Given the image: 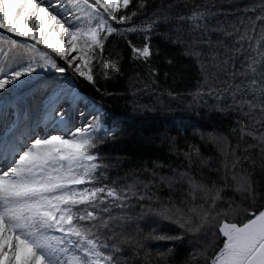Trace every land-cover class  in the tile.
Instances as JSON below:
<instances>
[{
	"label": "snow or ice",
	"instance_id": "1",
	"mask_svg": "<svg viewBox=\"0 0 264 264\" xmlns=\"http://www.w3.org/2000/svg\"><path fill=\"white\" fill-rule=\"evenodd\" d=\"M154 40L199 65L189 108L227 135L201 136L219 159L192 145L184 170L113 178V114L80 88L116 99L126 63L133 96L158 88ZM151 241L171 242L157 264H264V0H0V264H148Z\"/></svg>",
	"mask_w": 264,
	"mask_h": 264
},
{
	"label": "trees",
	"instance_id": "2",
	"mask_svg": "<svg viewBox=\"0 0 264 264\" xmlns=\"http://www.w3.org/2000/svg\"><path fill=\"white\" fill-rule=\"evenodd\" d=\"M154 43L160 49L158 57L153 61L154 66L158 69L156 74L158 88L145 87L141 84L140 91L133 96L136 90L129 85V78L135 71H139L142 78L146 76V73L142 68L136 69L129 63L125 64L126 75L109 85V92L114 93L116 99L106 96L101 101L99 94L90 87L81 85L80 88L82 95L77 100L78 103L89 105V111L91 110L89 101L103 103L105 109L113 114L112 125H106V127H115L117 140L110 142L102 150L106 156L110 157L105 163L115 166L119 159V169L114 167L110 171L113 178L117 172L123 176L125 170H138L142 163L150 161L171 162L180 165L181 170H184L187 161L183 155H177L176 149L183 153L192 145L200 147L204 156L219 159V150L210 142L202 140L201 136L213 131L227 135V126L230 123L228 118L221 120L214 117V114L206 113L207 110L203 107L197 111L189 108L192 97L188 93L195 90L199 65L194 64L188 57L180 55L164 40H154ZM173 58L175 59L174 63L172 62ZM161 91L164 94L158 99ZM168 91L183 94L184 101L166 103ZM133 99L136 100L135 105L132 103ZM208 102L215 103L211 98H208ZM209 116H212V119H209ZM41 127H45L43 119ZM164 131L175 138L174 146L168 143L162 144L156 138ZM229 140L231 141L232 138L229 137ZM192 167L195 168L196 165H192ZM155 226L153 225V227ZM160 226L164 228L165 232L176 227L169 221H161ZM141 227L143 228V225ZM144 231L147 233L149 229L145 228ZM170 244L171 242L167 241L149 242L148 248L145 250L152 253L148 256V264H157L155 254L157 245L163 251L164 246Z\"/></svg>",
	"mask_w": 264,
	"mask_h": 264
},
{
	"label": "rangeland",
	"instance_id": "3",
	"mask_svg": "<svg viewBox=\"0 0 264 264\" xmlns=\"http://www.w3.org/2000/svg\"><path fill=\"white\" fill-rule=\"evenodd\" d=\"M77 105L80 106L81 108L84 106L82 103H78V101H77Z\"/></svg>",
	"mask_w": 264,
	"mask_h": 264
}]
</instances>
